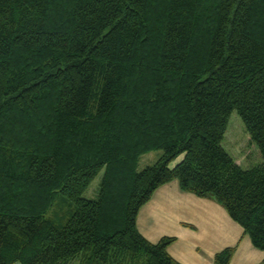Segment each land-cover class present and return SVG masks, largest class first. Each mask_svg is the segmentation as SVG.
<instances>
[{
	"label": "trees",
	"instance_id": "16d2710c",
	"mask_svg": "<svg viewBox=\"0 0 264 264\" xmlns=\"http://www.w3.org/2000/svg\"><path fill=\"white\" fill-rule=\"evenodd\" d=\"M173 180L264 251V0H0V264H180L136 227Z\"/></svg>",
	"mask_w": 264,
	"mask_h": 264
},
{
	"label": "crops",
	"instance_id": "0c3cea01",
	"mask_svg": "<svg viewBox=\"0 0 264 264\" xmlns=\"http://www.w3.org/2000/svg\"><path fill=\"white\" fill-rule=\"evenodd\" d=\"M136 227L151 243L174 238L168 252L180 264H214L215 255L231 247L236 251L230 264H264V251L252 244L222 205L182 190L178 180L156 189L139 210Z\"/></svg>",
	"mask_w": 264,
	"mask_h": 264
},
{
	"label": "rangeland",
	"instance_id": "374dc122",
	"mask_svg": "<svg viewBox=\"0 0 264 264\" xmlns=\"http://www.w3.org/2000/svg\"><path fill=\"white\" fill-rule=\"evenodd\" d=\"M223 146L238 164L244 169H249L261 162L263 158L257 145L251 141L250 135L237 112H234L229 120L228 128L223 140ZM162 151L156 150L140 157L138 171L153 165L161 156ZM103 173L91 183L84 194L87 198H95ZM77 264V263H74Z\"/></svg>",
	"mask_w": 264,
	"mask_h": 264
}]
</instances>
